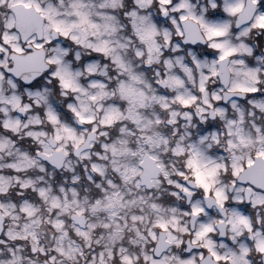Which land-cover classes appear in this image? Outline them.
I'll return each mask as SVG.
<instances>
[{
    "label": "snow or ice",
    "instance_id": "snow-or-ice-1",
    "mask_svg": "<svg viewBox=\"0 0 264 264\" xmlns=\"http://www.w3.org/2000/svg\"><path fill=\"white\" fill-rule=\"evenodd\" d=\"M0 264H264V0H0Z\"/></svg>",
    "mask_w": 264,
    "mask_h": 264
},
{
    "label": "clouds",
    "instance_id": "clouds-1",
    "mask_svg": "<svg viewBox=\"0 0 264 264\" xmlns=\"http://www.w3.org/2000/svg\"><path fill=\"white\" fill-rule=\"evenodd\" d=\"M5 158H7V157H5Z\"/></svg>",
    "mask_w": 264,
    "mask_h": 264
}]
</instances>
